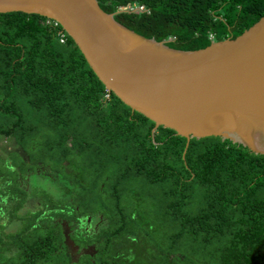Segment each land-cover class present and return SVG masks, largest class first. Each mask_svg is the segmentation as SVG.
Instances as JSON below:
<instances>
[{
  "label": "trees",
  "instance_id": "16d2710c",
  "mask_svg": "<svg viewBox=\"0 0 264 264\" xmlns=\"http://www.w3.org/2000/svg\"><path fill=\"white\" fill-rule=\"evenodd\" d=\"M97 1L181 51L264 17V0ZM61 30L0 14V264H264V156L216 137L185 153L175 131L152 133ZM137 182L157 188L153 216Z\"/></svg>",
  "mask_w": 264,
  "mask_h": 264
},
{
  "label": "water",
  "instance_id": "95a60500",
  "mask_svg": "<svg viewBox=\"0 0 264 264\" xmlns=\"http://www.w3.org/2000/svg\"><path fill=\"white\" fill-rule=\"evenodd\" d=\"M59 23L88 65L133 112L187 140H229L264 156V17L236 38L197 51L147 39L104 12L97 0H0Z\"/></svg>",
  "mask_w": 264,
  "mask_h": 264
},
{
  "label": "rangeland",
  "instance_id": "374dc122",
  "mask_svg": "<svg viewBox=\"0 0 264 264\" xmlns=\"http://www.w3.org/2000/svg\"><path fill=\"white\" fill-rule=\"evenodd\" d=\"M10 142L0 138V144L10 147ZM135 193L139 195L140 203L138 205V211L143 217L148 214L153 216L157 213V188L147 186L144 182H137L132 185ZM151 221V220H150Z\"/></svg>",
  "mask_w": 264,
  "mask_h": 264
},
{
  "label": "built area",
  "instance_id": "2783aa9c",
  "mask_svg": "<svg viewBox=\"0 0 264 264\" xmlns=\"http://www.w3.org/2000/svg\"><path fill=\"white\" fill-rule=\"evenodd\" d=\"M135 9L136 10L139 9L141 11H144V7L135 6V7L131 8V10H133V11ZM47 23L48 24H52L54 27H59L60 26L58 22L53 21V20H48L47 19ZM57 35H58V37L60 39V43L61 44H65L67 42V34L63 30L59 31ZM210 39L213 41V40H215V37L213 35H210Z\"/></svg>",
  "mask_w": 264,
  "mask_h": 264
}]
</instances>
